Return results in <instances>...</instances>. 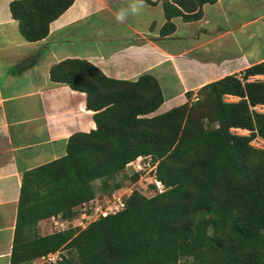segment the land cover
<instances>
[{"label": "trees", "instance_id": "16d2710c", "mask_svg": "<svg viewBox=\"0 0 264 264\" xmlns=\"http://www.w3.org/2000/svg\"><path fill=\"white\" fill-rule=\"evenodd\" d=\"M162 1L165 36L176 30L175 17L200 19L203 6L218 0ZM74 2L14 0L10 8L23 37L35 42ZM51 78L87 94L97 129L72 135L64 156L24 172L11 264L62 250L69 255L46 264H264V146L254 143L264 141L257 108L264 106V62L156 115L164 96L151 74L117 80L87 60L67 59L52 67ZM146 156L158 163L165 192L135 189L123 210L86 228L39 233L43 220L62 214L72 221L79 206L96 200L98 180L111 200L129 189L123 180H140L133 164Z\"/></svg>", "mask_w": 264, "mask_h": 264}, {"label": "crops", "instance_id": "0c3cea01", "mask_svg": "<svg viewBox=\"0 0 264 264\" xmlns=\"http://www.w3.org/2000/svg\"><path fill=\"white\" fill-rule=\"evenodd\" d=\"M13 1L0 0V264H11L24 172L64 156L72 135L97 129L87 94L53 81V66L80 59L117 80L151 74L164 96L156 115L264 62V0L207 3L200 19L175 17L165 36L162 0H143L125 23L116 11L136 0H75L35 42L21 34Z\"/></svg>", "mask_w": 264, "mask_h": 264}, {"label": "built area", "instance_id": "2783aa9c", "mask_svg": "<svg viewBox=\"0 0 264 264\" xmlns=\"http://www.w3.org/2000/svg\"><path fill=\"white\" fill-rule=\"evenodd\" d=\"M157 165L158 163L153 160L151 156H146V157H139L136 162L133 164V168L136 172L141 173V178L140 180L146 181L147 187L150 185L155 186V192L156 193H163L167 190L165 184L158 179V176L156 174L157 170ZM129 191V193L132 192L133 189H125ZM125 190H120L118 193L114 194L112 201L105 207L102 205H96L91 207V211L93 212L92 215H89L90 217H93L92 221H95L101 216H107L108 214H113L116 212H119L125 208V200L124 196L126 194H129L126 192L121 193L122 191ZM92 204L95 203V200L91 202ZM83 217L87 218V213H83ZM53 225L54 226H60L59 229L57 230H65L69 229L70 227H81L86 228L87 226L83 225V222L79 224V226H76L73 224V221L66 220L62 218L60 215L57 216H52L51 218ZM63 255L61 254V251H58L56 253L49 254L47 256H43L37 260H35L32 264H46V263H56L58 260H62Z\"/></svg>", "mask_w": 264, "mask_h": 264}, {"label": "rangeland", "instance_id": "374dc122", "mask_svg": "<svg viewBox=\"0 0 264 264\" xmlns=\"http://www.w3.org/2000/svg\"><path fill=\"white\" fill-rule=\"evenodd\" d=\"M257 108H258L259 111L264 112V106H258ZM236 132L239 133V134H243V135H247L249 133L248 131L241 130V129L236 130ZM254 143H255L256 146H260V147L264 146V141L262 139H260V138H258ZM123 177H125V175L120 176V178H122V179H123ZM126 178H124V179H126ZM131 182L132 181L130 179H128V178L126 180H123L124 187L131 188L133 190L138 189V190H141L144 194H148L149 195V191L147 189L146 181L139 180L137 183H134V184H132ZM95 186H96V188L98 190L95 203H93V204L89 203L88 205H86L85 206L86 210H84V208H85L84 206H81V207L79 206L77 208L78 211H81V212H79L80 214L77 217L72 219L73 224H75L76 226H79V224L82 223V222H83L84 226H87L93 220L92 219L93 217H90L89 215L93 214V212L91 211L92 210L91 207L95 206V204L96 205H102L103 207H105V206H107L110 203L111 193L99 191V188L101 186V182L99 180L95 183ZM126 191L127 190L122 191L121 193H124ZM127 193H129V191H127ZM83 213H87L88 217L84 218L83 217ZM60 216L63 218L62 214H60ZM59 228H60V226H54L53 225V222H52L51 218H47V219L43 220L40 223V225H39V233H41L42 235L49 234V233H52L53 231H55V230H57ZM61 254L63 256H67V255H69V251L68 250H62ZM73 254L75 255V253H73ZM178 264H192V261L190 259H182V260H180L178 262Z\"/></svg>", "mask_w": 264, "mask_h": 264}, {"label": "clouds", "instance_id": "9594fccd", "mask_svg": "<svg viewBox=\"0 0 264 264\" xmlns=\"http://www.w3.org/2000/svg\"><path fill=\"white\" fill-rule=\"evenodd\" d=\"M144 3L143 0H136V2L129 5V7L124 8L121 7L116 11L115 18L119 23H125L130 15L139 14L141 9L143 8Z\"/></svg>", "mask_w": 264, "mask_h": 264}]
</instances>
